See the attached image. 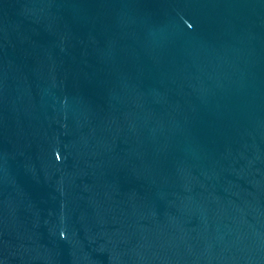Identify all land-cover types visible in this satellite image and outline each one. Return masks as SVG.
I'll return each instance as SVG.
<instances>
[{
    "label": "water",
    "instance_id": "water-1",
    "mask_svg": "<svg viewBox=\"0 0 264 264\" xmlns=\"http://www.w3.org/2000/svg\"><path fill=\"white\" fill-rule=\"evenodd\" d=\"M0 264H264V0H0Z\"/></svg>",
    "mask_w": 264,
    "mask_h": 264
}]
</instances>
